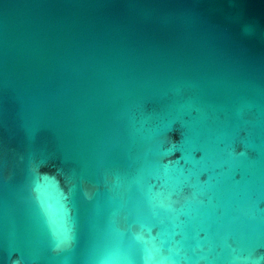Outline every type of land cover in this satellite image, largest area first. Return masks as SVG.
Returning a JSON list of instances; mask_svg holds the SVG:
<instances>
[{
  "label": "water",
  "instance_id": "1",
  "mask_svg": "<svg viewBox=\"0 0 264 264\" xmlns=\"http://www.w3.org/2000/svg\"><path fill=\"white\" fill-rule=\"evenodd\" d=\"M0 264H264V0H0Z\"/></svg>",
  "mask_w": 264,
  "mask_h": 264
}]
</instances>
